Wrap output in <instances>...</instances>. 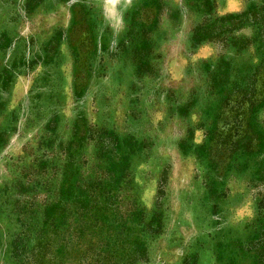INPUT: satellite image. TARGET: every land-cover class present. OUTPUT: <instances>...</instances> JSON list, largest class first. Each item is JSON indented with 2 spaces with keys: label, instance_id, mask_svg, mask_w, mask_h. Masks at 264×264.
Segmentation results:
<instances>
[{
  "label": "rangeland",
  "instance_id": "rangeland-1",
  "mask_svg": "<svg viewBox=\"0 0 264 264\" xmlns=\"http://www.w3.org/2000/svg\"><path fill=\"white\" fill-rule=\"evenodd\" d=\"M0 264H264V0H0Z\"/></svg>",
  "mask_w": 264,
  "mask_h": 264
}]
</instances>
